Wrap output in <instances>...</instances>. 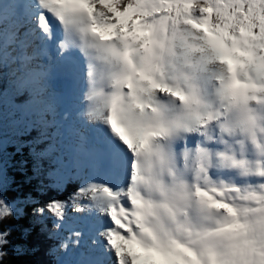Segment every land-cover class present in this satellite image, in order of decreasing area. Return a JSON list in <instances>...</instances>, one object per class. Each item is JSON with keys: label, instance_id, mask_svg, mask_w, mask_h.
<instances>
[{"label": "snow or ice", "instance_id": "snow-or-ice-1", "mask_svg": "<svg viewBox=\"0 0 264 264\" xmlns=\"http://www.w3.org/2000/svg\"><path fill=\"white\" fill-rule=\"evenodd\" d=\"M22 217L45 264H264V0H0V264Z\"/></svg>", "mask_w": 264, "mask_h": 264}, {"label": "trees", "instance_id": "trees-1", "mask_svg": "<svg viewBox=\"0 0 264 264\" xmlns=\"http://www.w3.org/2000/svg\"><path fill=\"white\" fill-rule=\"evenodd\" d=\"M13 176L17 181L22 179L19 174L14 173ZM18 224L20 230L14 234L15 243L23 246L25 251L21 255L12 257L14 264H45L49 261L50 257L47 256V250L53 241L49 240L46 234L40 233L38 228L32 227L28 223L27 217H22ZM23 229H30V231L25 235Z\"/></svg>", "mask_w": 264, "mask_h": 264}]
</instances>
